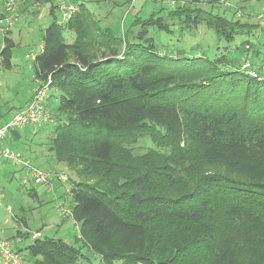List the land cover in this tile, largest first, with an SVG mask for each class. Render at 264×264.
Here are the masks:
<instances>
[{"label":"trees","instance_id":"trees-1","mask_svg":"<svg viewBox=\"0 0 264 264\" xmlns=\"http://www.w3.org/2000/svg\"><path fill=\"white\" fill-rule=\"evenodd\" d=\"M206 3L137 18L123 38L102 28L85 3L65 26L59 3L52 5L34 67L37 80L52 78L61 99L53 107L48 97L50 120L34 128L55 124L47 150L77 174L68 217L80 235L39 237L25 249L26 264H95L93 255L102 264H264V51L247 40L254 26L242 14L225 2L216 12L220 0ZM139 25L144 47L130 41ZM200 27L228 47L243 40L211 61L162 56L149 38L152 28L195 37ZM66 31L75 33L72 44ZM0 37L1 66L9 70L15 43L11 31ZM246 62L258 78L242 69ZM13 114L0 112V127ZM144 138L155 149L135 153ZM20 140L9 132L5 145L16 150Z\"/></svg>","mask_w":264,"mask_h":264},{"label":"rangeland","instance_id":"rangeland-1","mask_svg":"<svg viewBox=\"0 0 264 264\" xmlns=\"http://www.w3.org/2000/svg\"><path fill=\"white\" fill-rule=\"evenodd\" d=\"M64 1L75 5L85 3L101 22V27L110 29L119 38H123L124 30H128L137 18L147 19L153 14L156 17H164L170 10L183 4L209 8L206 3L208 0H137L133 4L132 0ZM24 4L26 0H22L19 7L23 8ZM50 6L47 1L39 0L31 6L32 8L17 12V21L11 30V39L15 43L13 67L9 70L2 68L0 73V112L7 115L17 112L37 85L35 64L31 57L39 56L43 50V35L52 22ZM215 6L216 12H223L226 9L224 7H229L237 12V16L242 14L241 22L254 26L247 40L264 51V17L257 19L252 16L264 13V0H230L225 6L220 0V4ZM57 14L59 17V11ZM230 15L231 13L228 16ZM140 30V25L133 27L135 34H132L130 41L142 43L144 47L147 44L136 39ZM173 31V34H165L154 28L149 30V38L153 39L157 50L163 53L162 56L173 54L180 57L185 54L186 57L194 58L204 54L213 61L221 53H225V49L231 51L243 40L239 37L234 45L228 47L225 41H218L214 33L206 27H200L195 37L181 34L179 28ZM64 36L68 44H72L76 38L75 33L70 31H66ZM3 40V37H0V51L5 45ZM123 51L124 48L121 55ZM132 61L136 62L135 59ZM0 62H3L2 58ZM48 97L49 106L55 107L60 104V92L51 89ZM54 127L55 124L50 123L45 128L16 129L21 140L16 145V150H13L15 152L19 150L23 157L41 169L52 172L54 176L57 172L68 178H60L59 181L53 179L54 190L51 193L44 186H23L25 171L16 167L13 162L8 161L5 163L6 166H0V239L12 240L23 250L24 258L27 256L25 249L34 241L32 239L34 234H39L41 238L64 239L70 242L80 235L71 217L63 213L75 205L70 191L73 182L78 181L77 174L66 163L57 162L47 150ZM132 149L135 153L145 154L155 149V145L149 138H144L133 145ZM33 188L36 189L37 198L33 196L31 191ZM20 232L29 233L30 238L19 243L17 235ZM90 259L95 264H102L101 258L97 255L91 256Z\"/></svg>","mask_w":264,"mask_h":264},{"label":"built area","instance_id":"built-area-1","mask_svg":"<svg viewBox=\"0 0 264 264\" xmlns=\"http://www.w3.org/2000/svg\"><path fill=\"white\" fill-rule=\"evenodd\" d=\"M137 0H132V4ZM227 3L229 0H222ZM22 0H6L5 1V18L0 22V33L2 36L8 34L15 22L17 21V12ZM59 11V23L63 26L67 25L78 13L79 7L72 3L61 2L58 4ZM260 18L264 17V13L259 15ZM43 49V48H42ZM37 56H32L33 60ZM250 62H246V65L242 68L249 75L254 78H258V73L253 70H249ZM0 62V73H1ZM52 78L49 76L44 81H39L32 99L22 109L13 114L11 119L2 127H0V162H13V164L25 171V176L22 180V184L25 186H44L48 192L54 190L53 179L59 181L60 178L68 179L62 174L45 171L34 165V163L23 157L20 152H15L11 148L5 145V140L9 132H13L16 129H26L27 127H37L46 125L50 120V112L46 107L48 94L51 89ZM64 214L68 215L72 212L70 210H64ZM40 237L39 234L32 236L33 240ZM0 264H26L24 257L19 254L15 249V244L10 240L0 239Z\"/></svg>","mask_w":264,"mask_h":264},{"label":"crops","instance_id":"crops-1","mask_svg":"<svg viewBox=\"0 0 264 264\" xmlns=\"http://www.w3.org/2000/svg\"><path fill=\"white\" fill-rule=\"evenodd\" d=\"M1 2H0V15L1 14H5V1L6 0H0ZM45 1H47L48 2V4H51V6H50V9L52 8V5L53 6H56L58 3L60 4L61 2H66V1H64V0H52V3H51V1L49 2L48 0H45ZM66 3H69V2H66ZM36 4V3H35ZM31 6H34V5H32V4H24L23 5V8L21 7V12H23L25 9H27V8H29V7H31ZM32 8V7H31ZM90 11V10H89ZM58 12V11H57ZM57 12H56V15L58 16V14H57ZM50 13V15H51V11L49 12ZM21 16V15H20ZM51 17H52V15H51ZM42 48H43V46H42ZM37 81V85H36V87L33 89V91H32V93L30 94V96L26 99V101L24 102V104L20 107V108H22L23 106H25V104H27L31 99H32V97H33V95H34V93H35V90L37 89V87L39 86V81L40 80H36ZM19 108V109H20ZM5 161L3 162V164L2 165H5ZM6 166V165H5ZM5 166H4V168H5ZM57 173V172H56Z\"/></svg>","mask_w":264,"mask_h":264}]
</instances>
